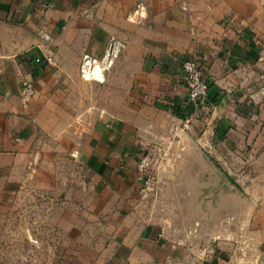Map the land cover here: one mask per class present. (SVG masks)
Wrapping results in <instances>:
<instances>
[{
    "label": "crops",
    "instance_id": "1",
    "mask_svg": "<svg viewBox=\"0 0 264 264\" xmlns=\"http://www.w3.org/2000/svg\"><path fill=\"white\" fill-rule=\"evenodd\" d=\"M112 44L118 55L104 76L116 98L102 108L111 115L69 130L82 122L67 117L70 96L83 93L69 78L83 77L84 55L100 60ZM186 59L203 70L212 95L210 105L196 110L183 79ZM24 80L36 88L26 106ZM169 115L178 122L191 117L195 134L182 140L195 136L216 164L237 176V189L223 183L213 193L210 181L177 187L183 165L173 166L161 172L163 211L149 208L158 198L141 189L137 164L152 145L177 140ZM47 136L73 140L71 152L87 181L82 190L91 191L89 198L61 200V211L70 204L80 210L71 220L84 242L79 259L68 264H264V168L249 167H264V0H0V185L19 192L26 184L58 186L53 171L36 165L34 146ZM182 155L190 159L191 150ZM205 168L193 161L189 173L203 179ZM202 189L211 213L205 244L197 247L194 225L178 223L181 207L194 203L191 195L202 199ZM224 210L235 218L228 224ZM60 221L68 234L69 217ZM215 239L217 249L206 246Z\"/></svg>",
    "mask_w": 264,
    "mask_h": 264
},
{
    "label": "rangeland",
    "instance_id": "2",
    "mask_svg": "<svg viewBox=\"0 0 264 264\" xmlns=\"http://www.w3.org/2000/svg\"><path fill=\"white\" fill-rule=\"evenodd\" d=\"M68 70L72 71L74 68L71 67ZM104 75L98 67L93 74H88V79L92 77L96 80H85L81 76V73L69 78V85H78L83 92H73L70 96L74 104L72 109L68 111L67 117L69 116L70 122H72L79 116L82 117V122L78 125H70L68 127L69 130L81 129L82 131L87 129V126L99 117V115L100 118L111 115L109 110L102 108H107L109 101L114 100L116 95L109 92L111 87L108 82V77L106 78ZM118 99L119 97L117 95V101ZM109 118L113 119L112 116ZM168 118L170 119L166 120L172 123L171 127H174L172 133L177 140H171L169 142H164L163 140L160 144L152 145V148L155 149L153 152V169L156 174V180H154L149 188H146L147 193L154 194V199H157L163 177L161 172L173 166L181 167V165H183L184 172L182 171L178 176L179 179L176 180L177 187L187 189L188 186L194 187L197 185L198 187L199 184L210 181L216 183L212 186V192L215 193L216 185L223 184L226 181L225 177L235 183L233 179L237 176L235 174H228L221 165H218V162L216 164V161L206 153L202 143L197 141L195 136L189 142L182 140L188 135L195 134L192 129L193 127L185 129L183 127V120L178 122L177 117L174 115H169ZM61 130L59 128V132ZM69 130L66 129V131ZM178 134L183 135V137ZM73 144V140L70 137H67L61 143L58 137L47 136L42 137V140L38 141L34 146L35 151L39 155L36 165L45 172L53 171L54 181L58 185L56 188L52 189L48 188V186H38L39 184L37 186L35 184L31 186L26 184L19 192L13 189L14 185H11V183H3L0 185V264H68L79 259L77 251H82L84 242L82 236L80 234L78 235L77 231H75H79L76 227L77 223H74L71 219L72 215L80 213V210L78 211L77 207H72L70 204L68 207L66 206L68 211H61V200L64 197H68L70 201L77 200L78 197L89 198L91 197V191L88 186L83 187L82 190V185H86L87 181H85V184L83 183L85 178L81 172L82 164L80 159L71 152ZM189 149L191 150V158L184 159L182 152L188 151ZM176 150L180 152H176ZM186 159L188 162H186ZM230 160L231 162H238L234 158ZM193 161L197 165L206 167L207 177L196 179L195 174L189 173V165H192ZM213 163L219 170L213 167ZM239 163L241 164V162ZM246 163L249 164L247 160ZM249 167L251 170L264 168L261 164L258 166L249 164ZM256 172V176H258V171L256 170ZM245 175L251 177L253 174L246 172ZM61 177L63 178V182L64 179L66 181V189H61ZM168 179L171 178L168 177ZM139 183L141 189H145L141 182ZM241 183L243 182L241 181ZM240 191L244 199L246 193L242 189ZM198 193L200 192L198 191ZM186 194L185 200L188 202L190 195L188 192ZM200 195L202 199L198 195L196 196V194L191 195V197L194 196V203L190 206L181 207L183 216L181 217L182 221L180 220L178 223L179 225L181 223L194 225L197 247H199V244L205 238L211 213L210 205L207 206L208 201L203 200L205 198L204 189L201 190ZM213 197L210 201L212 202V207L217 209L219 199L216 196ZM165 199L170 200L169 198ZM162 201L160 198L151 201L149 208H152L156 212L163 211L162 209L164 207H161ZM84 208L82 210H85ZM82 210L81 212H83ZM212 211H214L213 208ZM215 212L218 214L219 210ZM223 214V218L226 219L224 224H228V222L235 219L234 217H229L230 212L227 210H224ZM62 215L68 216L70 219L68 222V234L64 233V229L62 230L61 228L60 217ZM233 234L232 232L229 233L231 237ZM229 241L233 243L234 247H237V241L235 239L231 238ZM202 243L205 244L204 240ZM208 245L217 249L218 239L210 240L206 246Z\"/></svg>",
    "mask_w": 264,
    "mask_h": 264
},
{
    "label": "built area",
    "instance_id": "3",
    "mask_svg": "<svg viewBox=\"0 0 264 264\" xmlns=\"http://www.w3.org/2000/svg\"><path fill=\"white\" fill-rule=\"evenodd\" d=\"M46 40H50L49 36H45ZM118 55V50L115 51L114 44L109 45L108 49L102 59H96L90 55H84L81 64V72L83 77L88 78V73L91 72L95 66H99L103 72L113 64L114 58ZM47 63L55 65L56 61L53 55H48ZM183 79L188 89V100L193 109H198L203 105H210V85L204 77L203 70L192 60L186 59L182 63ZM93 79V78H91ZM96 80V79H95ZM36 88L31 80H24L21 84L20 99L23 105H27L35 96ZM191 124V117H183V127L188 129ZM152 147L141 156L137 164V179L146 188L156 180V174L153 169V152Z\"/></svg>",
    "mask_w": 264,
    "mask_h": 264
},
{
    "label": "water",
    "instance_id": "4",
    "mask_svg": "<svg viewBox=\"0 0 264 264\" xmlns=\"http://www.w3.org/2000/svg\"><path fill=\"white\" fill-rule=\"evenodd\" d=\"M209 161L212 162L210 159H209ZM213 167L216 168L217 170H219V169L217 168V166H216L214 163H213ZM221 174H222V173H221ZM222 175H223V174H222ZM222 178H223V176H222ZM225 180H226V181H225L224 183L229 184V185H231L232 187L236 188L235 185L233 184V182H231V180H229V179L226 178V177H225ZM236 189H237V188H236Z\"/></svg>",
    "mask_w": 264,
    "mask_h": 264
},
{
    "label": "bare ground",
    "instance_id": "5",
    "mask_svg": "<svg viewBox=\"0 0 264 264\" xmlns=\"http://www.w3.org/2000/svg\"><path fill=\"white\" fill-rule=\"evenodd\" d=\"M99 66L97 65V66H95L94 67V69L91 71V72H89L88 74H93V72H95L96 70H97V68H98ZM100 68V67H99ZM101 69V68H100ZM92 78V77H91Z\"/></svg>",
    "mask_w": 264,
    "mask_h": 264
},
{
    "label": "trees",
    "instance_id": "6",
    "mask_svg": "<svg viewBox=\"0 0 264 264\" xmlns=\"http://www.w3.org/2000/svg\"><path fill=\"white\" fill-rule=\"evenodd\" d=\"M210 98H212L211 92H210Z\"/></svg>",
    "mask_w": 264,
    "mask_h": 264
}]
</instances>
